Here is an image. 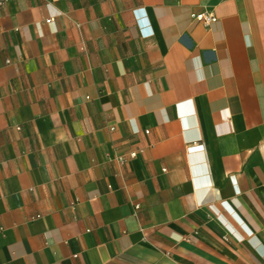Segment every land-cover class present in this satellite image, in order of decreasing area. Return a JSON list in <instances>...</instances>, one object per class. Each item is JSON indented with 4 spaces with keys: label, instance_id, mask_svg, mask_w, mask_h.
I'll return each instance as SVG.
<instances>
[{
    "label": "crops",
    "instance_id": "1",
    "mask_svg": "<svg viewBox=\"0 0 264 264\" xmlns=\"http://www.w3.org/2000/svg\"><path fill=\"white\" fill-rule=\"evenodd\" d=\"M0 2V264H264V0Z\"/></svg>",
    "mask_w": 264,
    "mask_h": 264
},
{
    "label": "built area",
    "instance_id": "2",
    "mask_svg": "<svg viewBox=\"0 0 264 264\" xmlns=\"http://www.w3.org/2000/svg\"><path fill=\"white\" fill-rule=\"evenodd\" d=\"M1 4V2H0ZM191 17L195 20H199V21H202L205 25H209L211 24L212 22L216 21L217 20V17L212 13V12H201V13H191ZM54 18L50 17L47 19V22H51L53 21ZM111 130H114L115 127L114 126H111L110 127ZM146 133H149L150 130L149 129H146L145 130ZM197 143V142H196ZM138 154V151L137 150H133L131 151L128 155H118L116 156L117 158V161L120 162V163H124L126 162L129 158H134L136 157Z\"/></svg>",
    "mask_w": 264,
    "mask_h": 264
}]
</instances>
